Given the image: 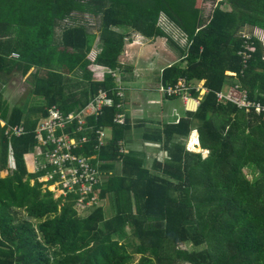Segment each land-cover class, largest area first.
Instances as JSON below:
<instances>
[{"label":"trees","instance_id":"16d2710c","mask_svg":"<svg viewBox=\"0 0 264 264\" xmlns=\"http://www.w3.org/2000/svg\"><path fill=\"white\" fill-rule=\"evenodd\" d=\"M163 13L184 44L161 28ZM87 14L99 21L94 30ZM255 28L264 30V0H219L208 20L200 0H0V80L27 76L31 94L44 99L26 110L0 87V174L7 172L0 175V264H264V115L218 97L239 86L264 104V44ZM246 31L253 49H246ZM133 32L167 37L182 53L159 75V90L183 78L189 94L201 95L196 111L146 134L168 151L151 167L138 153L120 151L132 124L127 116L115 121L126 113L133 66L120 57ZM94 66L106 70L97 75ZM101 91L114 105L89 116L88 125L112 136L99 151L96 135L77 151L97 154L103 180L99 204L80 213L74 195L56 198L43 188L25 155L38 146L36 127L53 105L77 113ZM9 125L26 132L9 137ZM78 129L75 120L63 132L78 137ZM195 129L206 157L187 148Z\"/></svg>","mask_w":264,"mask_h":264},{"label":"built area","instance_id":"2783aa9c","mask_svg":"<svg viewBox=\"0 0 264 264\" xmlns=\"http://www.w3.org/2000/svg\"><path fill=\"white\" fill-rule=\"evenodd\" d=\"M242 35L246 40V49H253L248 43L252 38V33L243 32ZM253 36L258 37L264 44V30L255 28ZM242 53L246 62L250 58V54L246 51ZM13 56L18 57L19 55L14 53ZM197 87L201 92L206 91L202 84ZM190 88L189 83L181 78L175 85L161 86L160 91L164 95H182L186 100H190L188 97ZM117 94L123 97L124 90L120 89ZM218 97L220 101H230L246 111L255 110L264 115V104L251 100L248 93L241 90L239 86L228 87L225 91L218 93ZM196 102L199 105L200 101L196 100ZM107 105H114V100L105 91H101L94 101L77 113L66 115L59 106L53 105L49 109V115L39 122L36 129L38 146L32 153L34 173H42L39 180L46 184L44 187L54 193L56 192L54 190H58L60 194L57 198L66 199L69 195H74L76 208L79 212L89 211L100 202L102 171L99 169V163L96 165L93 163L97 154L88 155L77 151L83 149L90 141L92 142L94 135H96L94 148L97 151L107 144L105 130H95L93 126L88 125V117L99 115L103 107ZM118 106L121 107L122 104H118ZM75 120H78V130L81 131L78 137L63 132L67 125L72 124ZM115 121L124 124L126 114L118 113ZM60 131L63 133L58 135ZM25 132L26 129L22 125H9L6 130L8 136H21Z\"/></svg>","mask_w":264,"mask_h":264},{"label":"crops","instance_id":"0c3cea01","mask_svg":"<svg viewBox=\"0 0 264 264\" xmlns=\"http://www.w3.org/2000/svg\"><path fill=\"white\" fill-rule=\"evenodd\" d=\"M85 17H87V15ZM159 22L161 28L167 34L174 36V38L177 40H186L184 33L179 28L175 27V25L164 15V13L161 15ZM131 35L132 36L129 37V40L126 41L125 49L120 57V60L122 63L127 64L128 66H133V71L126 73L129 82H125L124 87H126L128 91H126V96L123 98L126 116L131 121L132 128L122 140L120 151L124 152V148L126 153H138L141 157L146 158L147 164L151 167L156 160H160L158 159V156L157 158L154 156L153 158L149 159L150 156L148 154H151L152 150H156L158 153H163L164 158H166L168 155V151L163 143L151 141L152 139H149L150 135L156 134V132L159 130H163L167 125L177 123L180 118L187 116L188 112L196 111L198 104L195 102L196 100L200 101V98L196 99L192 94H188L190 100L183 98L186 109L185 115H181V113L176 112L177 108H174L172 112H176L175 115H172V113L166 114L165 109L168 103H170L172 107L176 106L174 101L167 98L159 90L161 82L158 78L165 67L170 66L181 59L182 53L179 49L169 44L167 37L159 36L150 39L143 36L139 32H133ZM94 49L96 50V55L92 60H95L99 52L97 45L94 47ZM97 67L103 69L104 72L106 70L104 67ZM4 78L5 77H2L0 80V87L4 92L5 98L8 99L12 106L23 105V107L27 110L31 105L44 101L43 97L40 96H33L32 94L25 96L27 93L26 85L28 84L26 83L27 76L23 78L17 76L12 77L8 83L3 84ZM201 94L203 95L204 93ZM199 97H201V95H199ZM26 103H28V107L25 106ZM153 106L159 107L158 112L155 110V108H153ZM0 123L2 126H4L6 121L0 119ZM108 131L111 133L110 129ZM194 132H198V130L195 129L193 134ZM148 133H150V135L146 136ZM108 141L109 140H107V142ZM153 144H158L159 146L157 145V148H155ZM196 145H199L201 148L199 139ZM201 150L203 149L201 148ZM33 152L25 155V160L29 171H31L32 168L34 170L32 162ZM164 158H162V160ZM12 159L15 161L13 151L10 152L9 156L10 166ZM149 160H153V162L150 163ZM33 170L31 172H34ZM2 173H4V171L1 172V176H5L7 174L6 173L5 175H2Z\"/></svg>","mask_w":264,"mask_h":264},{"label":"rangeland","instance_id":"374dc122","mask_svg":"<svg viewBox=\"0 0 264 264\" xmlns=\"http://www.w3.org/2000/svg\"><path fill=\"white\" fill-rule=\"evenodd\" d=\"M218 1H219V0H200V7L202 8L203 18H204L205 20H208V18L210 17V15H211V13H212V10H213L214 7L217 5ZM222 8H223V9H226V10H229V9H230V6L227 5V4H224V5L222 6ZM87 18H88V19L90 20V22H91L90 25H94V26H93V29L91 28V30H94L95 26H96V27L98 26V23H99L98 19H97L96 17H93V16L89 15V14H87ZM90 27H91V26H90ZM247 30H250V29H247ZM246 32H249V31H246ZM131 36H132V35H131ZM262 37H263V36H262ZM128 40H129V38L127 39V41H128ZM179 41H180V43H182V44H184V43L186 42L185 39H180ZM168 45H169V44H168ZM178 53H179V52H178ZM95 55H96V50L94 49V50L92 51V53L90 54V58H91V59H94ZM138 61H139V59H138ZM92 68H94V70L97 72V75H102V73L104 72L103 69H100V68L97 67V66H94V67H92ZM26 83H28V82H26ZM26 86H27V93H26L25 96L31 94V84L28 83ZM198 86H200V84H198ZM202 93H204V91H203ZM23 98H24V97H23ZM199 98H200V97H199ZM171 100L174 101L176 107H172V105H171L170 103H168L167 106H166V109H165L166 114L172 113V112H173V109H174V108H177V109H176V112L181 113V115H185V114H186V109H185V103H184V101H183V98L180 96V97L172 98ZM195 103H197V102H195ZM27 104H28V103L25 104L26 107H28ZM197 104H198V103H197ZM196 107H197V106H196ZM153 108H155V110H157V112H158L159 107H157V106H153ZM176 112H175V113H172V115H175ZM125 114H126V113H125ZM108 132H109V134H108ZM105 133H106V137L108 138L107 140H110V139H111V136H112V132L110 133V131L106 130ZM192 134H193V132L191 133V135H190V137H189V139H188V142H187V148H188L189 150H191V151H194V152H201V151H203V150H201V148H200L199 151L194 150L193 147L190 145V144H191V137H192ZM197 138L199 139V134H198V132H197ZM157 145H158V144H156V145L153 144V146H154L155 148H157ZM158 146H159V145H158ZM158 148H159V147H158ZM123 150L125 151L124 148H123ZM148 155L150 156L149 159L153 158L154 156H155V158H157V156H158V159H160V160H162V158H164V154H163V153H158V151H156V150H155V151L152 150L151 154H148ZM203 155L206 157V156L208 155V152H207V151H203ZM149 161H150V160H149ZM152 162H153V160L150 161V163H152ZM11 168H15V161H14L13 159H12V162H11ZM118 169H119V168H118ZM32 170H33V168H32ZM32 170H31V171H32ZM245 172L248 174V177H249V178H252V175H251V173H250L249 170H246ZM6 173H7V172L4 171V173H2V175H5ZM44 186H46V184H44ZM43 188H44V189H48V188H46V187H43ZM50 189H51V188H50ZM52 190H53V188H52ZM54 191H56L55 194H54V197H56V198L59 197V194H60V193H58V190H54ZM85 212H87V211H85ZM80 213H83V211H80ZM185 246H186V245H183L182 247H185ZM186 247H187V246H186ZM188 247H189V246H188ZM135 258H136L135 261L137 262V261L140 259V255H139V254H136ZM182 264H189V263H182Z\"/></svg>","mask_w":264,"mask_h":264},{"label":"bare ground","instance_id":"6f19581e","mask_svg":"<svg viewBox=\"0 0 264 264\" xmlns=\"http://www.w3.org/2000/svg\"><path fill=\"white\" fill-rule=\"evenodd\" d=\"M196 143H198V138H197V132H194V134L192 135V139H191V146L193 147L194 150L199 151L200 147L199 145H196Z\"/></svg>","mask_w":264,"mask_h":264}]
</instances>
